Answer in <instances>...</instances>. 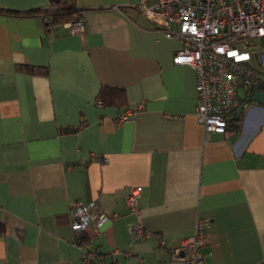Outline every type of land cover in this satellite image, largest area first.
<instances>
[{
	"label": "crops",
	"instance_id": "1",
	"mask_svg": "<svg viewBox=\"0 0 264 264\" xmlns=\"http://www.w3.org/2000/svg\"><path fill=\"white\" fill-rule=\"evenodd\" d=\"M139 1L75 0L84 35L40 14H0V264H183L173 250L199 217L211 219L206 264H264V103L243 87L238 117L205 133L195 71L174 62L180 42ZM104 84L123 88V103L103 104ZM137 186L132 211L125 196ZM76 200L115 214L81 242L69 217Z\"/></svg>",
	"mask_w": 264,
	"mask_h": 264
},
{
	"label": "built area",
	"instance_id": "2",
	"mask_svg": "<svg viewBox=\"0 0 264 264\" xmlns=\"http://www.w3.org/2000/svg\"><path fill=\"white\" fill-rule=\"evenodd\" d=\"M135 8L157 25L164 37L180 42L174 62L188 64L195 71L196 117L205 133H224L231 112L240 105L238 89L257 83L264 91V0H140ZM66 24L73 33L86 32L83 17ZM142 107L138 103L126 109L119 122L130 119ZM141 191L140 186L131 187L125 196L132 211H138ZM95 208L94 202L71 203L70 224L76 233L89 228L99 233L106 220L115 215L95 214ZM210 225V218L199 217L193 233L173 250L183 264H206L201 247ZM130 231L152 235L140 224L131 225Z\"/></svg>",
	"mask_w": 264,
	"mask_h": 264
},
{
	"label": "trees",
	"instance_id": "3",
	"mask_svg": "<svg viewBox=\"0 0 264 264\" xmlns=\"http://www.w3.org/2000/svg\"><path fill=\"white\" fill-rule=\"evenodd\" d=\"M84 8L78 7L75 0H49L47 5L41 8L30 9V10H15L9 8L0 7V14H11V15H37L40 14L46 20V26H58L67 22L73 21L79 17H82V11ZM18 69L37 73L47 74V69L44 66H32V65H17ZM124 89L118 86L102 85L98 94V98L105 105L123 103L124 101ZM229 121V120H228ZM238 119L235 126H238ZM72 131L74 129H66ZM78 241L81 242L85 234L77 233Z\"/></svg>",
	"mask_w": 264,
	"mask_h": 264
},
{
	"label": "water",
	"instance_id": "4",
	"mask_svg": "<svg viewBox=\"0 0 264 264\" xmlns=\"http://www.w3.org/2000/svg\"><path fill=\"white\" fill-rule=\"evenodd\" d=\"M252 96L250 97L249 101H254L258 103H264V91L260 89L259 85L256 83L253 86L252 90ZM243 104H240L234 111L236 116L238 117L241 109H242Z\"/></svg>",
	"mask_w": 264,
	"mask_h": 264
},
{
	"label": "rangeland",
	"instance_id": "5",
	"mask_svg": "<svg viewBox=\"0 0 264 264\" xmlns=\"http://www.w3.org/2000/svg\"><path fill=\"white\" fill-rule=\"evenodd\" d=\"M238 91H243V87L242 88H239Z\"/></svg>",
	"mask_w": 264,
	"mask_h": 264
}]
</instances>
